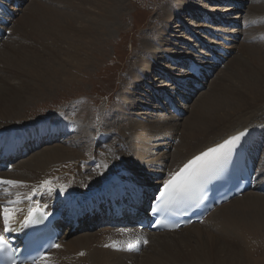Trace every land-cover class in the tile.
Segmentation results:
<instances>
[{"label": "bare ground", "instance_id": "1", "mask_svg": "<svg viewBox=\"0 0 264 264\" xmlns=\"http://www.w3.org/2000/svg\"><path fill=\"white\" fill-rule=\"evenodd\" d=\"M24 1L26 0H13L9 6V10L12 12V18L20 11V4ZM172 1L174 2L175 8L172 9L166 6L163 8V24L161 28L156 30V37L153 41H142L144 51L142 50L140 56L137 57L136 67L130 70L132 92L125 93V96L118 103L117 109L119 108V110L115 111L117 116L122 117V123L132 124L136 122L133 118L135 115H146V112L141 113L140 111L149 105L148 103L144 104L143 101L139 102L134 100L133 95L137 91L145 92V95L141 97L143 100L147 99L146 95L148 94V90L151 91L152 97L149 100L153 102V106L155 105L154 99L156 96L163 99L164 93L166 92L165 89L173 92H168L171 94L169 97L183 96L181 94H194L193 90H190L193 86L189 85L190 87L188 88L185 87V83H180V85L177 83V80L182 78L181 80L184 81L188 77L184 73L185 71L183 72L182 70L184 68L182 63L187 62L188 64L191 60H198L203 64L206 62L205 57L207 56L206 54L196 55L194 52L186 53L181 45L179 47L173 40L166 39V37H170L168 35L170 32L167 31L168 28L166 25H169L168 23L172 19H177L181 23H188L189 20L185 17H204L208 21L204 20L205 23L203 26L197 27L205 29V31L211 30L213 37H217L220 41H231L229 36H238L237 33V35H234L235 33L233 34L231 32L228 34V37L223 36V34H220L224 33L223 31H219L217 28L212 29L209 26L220 22H224L226 25L234 24L235 22L233 20L237 17L231 16L230 18L219 19L218 14H216V11L220 10L218 8L209 13V11L202 9V7L190 3L189 0ZM220 1L224 3H235L233 5L238 6V8H231V12L234 9L237 12H241L245 8L248 0H218V3ZM14 2H17L18 7L14 6ZM83 2L81 4L86 3ZM123 2L124 0H90V14L88 12L86 13V10L80 4V7L69 6L72 10L69 14L64 13L65 11L61 12L51 9V7L49 11L46 9L47 12L44 14L39 10L41 5H38L36 0L34 1V5H31L29 7L30 9L28 8L26 10L27 15L19 19L14 28L22 39V46L16 49L9 48L0 55V73H7L6 68H4L5 65L12 69L17 68L16 70H11L10 73L8 72L14 77V80H12L14 88L8 85L7 77L4 79L0 76V89H2V91L0 90V149L2 151L13 147L17 138L25 139L34 137V140H36V137L46 132L52 136L58 131V128L55 126H49L44 130L38 126L39 123L27 126L22 122L14 120L16 119L18 111L22 108L21 102L24 104L22 98H18L19 92H25L29 88V85L42 84L48 80L47 74L44 71L45 64L47 63L54 68V73L59 75L61 73H67L61 67L64 63L78 68L83 67V65L88 66L87 63L90 62V57L92 56L90 51L95 49L93 48L94 45L91 40L95 41L97 39L96 34L100 33L106 35L108 38V33L117 28V23H119V17L121 16L120 8H122ZM259 2H264V0H255V4H259ZM76 8L86 13H84L86 15L84 18L87 21H83V16L81 18L75 16L77 15V13L75 14ZM226 11L229 12V10ZM38 12H40V15L41 12L46 15V17L43 15L46 18L43 22L47 21V24L44 23L45 25L49 26L53 22L54 25L56 24L57 26L65 28L64 32L66 31V34L71 35V38L73 36L70 44L67 41L69 38L64 40L67 42L65 45L68 46H66L65 50H63V44L59 47L60 49L58 48V51L62 50L65 54L63 58L55 54L45 58L40 51L38 52L37 48L34 49L31 46L26 47L27 29H35L34 27L39 26L40 15L38 16ZM12 18L9 21V26ZM252 22L251 25L255 26ZM176 25L173 28H177ZM47 26L46 29L49 32L50 38V36H53L54 30L50 26L49 30ZM259 26L261 27V25ZM260 27L256 29L259 32L256 35L257 37L264 34L263 28ZM196 36L199 39L204 38L198 34ZM256 36H254L255 38H250L249 36L247 38L244 35L243 40H248L249 42V40L256 39ZM5 39L6 37L0 40V44ZM184 40L187 41V39ZM212 40H206L205 45L217 46L222 44V42L218 44ZM180 41L183 42L182 40ZM54 43L57 44L56 41ZM223 48L227 50L226 62L229 57L235 55V48L231 45L223 46ZM236 56L235 58H230L231 64L234 67L233 73L222 72L223 77L228 74L226 76L227 80L218 89L216 88L217 93H213L214 95H211V98L203 99L202 103H205L204 105H196L192 110L193 112L191 111V118L185 122L186 124L184 123L185 125H183L180 136H176L178 124H168L165 119L164 121L157 122L159 123L158 127L147 129L148 131H146L143 138L138 136L141 132L139 128H134L133 132L129 130V135L130 133L132 134L129 143H126L127 141L125 142V138L127 137H125V131L123 135H118V133L113 131L109 136L116 135L118 140L110 139L106 135L107 144L104 143L105 141H97L98 144L94 148V141L90 143V147L92 146L94 148V153L93 158L90 157L93 161L89 163V168L80 166V162L85 163L87 158H81L82 150L78 149L80 146L74 145L75 139L72 138V141L69 140L68 142L69 146L64 144L63 147L46 149L44 153L34 156L35 158L31 160L30 164L23 163L21 165L22 168L18 171L16 169L13 174L0 173V181L20 182L15 185L0 183V201L7 204L5 206L8 208L15 209L16 215L14 218L18 220L23 216L27 208L28 197L30 196L35 197V207H47L48 212L54 211L56 213L61 211L66 206L64 204L65 201L66 203L72 204L71 206L79 208L83 199L105 189L109 185L133 183L134 181L140 185H148L146 182L152 180V177L156 179V177L158 178L166 174L165 172H167V176H165L167 178L188 159L203 152L207 148L215 146L228 136L239 132H249L251 136H258L261 146L257 142H253L249 146V149L252 151L262 150L261 154H263L264 35L261 40H256L254 44L241 45ZM163 63L165 65H162ZM168 64H176V66L169 68V66H166ZM206 64L210 65L207 62ZM160 66L162 67L160 68ZM208 68V74L205 78L210 76L213 69L216 68V65H211ZM181 70L182 74L178 76L175 72ZM161 75L170 85L164 84L158 88L152 87L153 84L151 82L155 80V77ZM15 78L17 79V88L14 86ZM12 81H10V84ZM200 83L202 87L204 83ZM185 97L187 100L188 96L185 95ZM172 100L176 99L173 98ZM159 103L164 106L163 100L159 101ZM133 112L138 113L134 115L132 114ZM165 113L172 114L167 107ZM169 120L176 121V119L171 118ZM149 121L146 120V122ZM106 127H110L109 129H111L115 127V124ZM77 129L76 126L68 127L62 130V133L64 135H70L76 132ZM85 131L82 130L81 135L78 136L80 140L85 138ZM151 134H155V137H161L167 142L171 140L175 141L179 137L178 143L172 148L173 154L171 155V160H169V166H167L166 170L163 168V163L158 159V155L152 156L148 152V147H154V145L149 143L150 141L148 139L151 137ZM94 136L96 138V134ZM174 136L176 138H173ZM42 142L44 143L43 140ZM169 144L171 143L169 142ZM40 145L41 143L38 147H35L37 145H29L28 153L36 150ZM87 145H83L86 146L84 154H86ZM159 146L162 145H157V147ZM166 147L168 148V146ZM166 147L163 146V149H167ZM70 148H75L76 150L74 151ZM146 156H149L147 163L144 160ZM142 166L152 167L156 172L149 169H141ZM259 176H262L263 179L256 186V179ZM159 182L156 180L154 181L155 184L151 182L149 185L155 187L159 185ZM254 188L257 191L256 193L254 191L252 192ZM252 190L249 191L250 193L245 192L242 196L234 198L228 203L215 208L198 224H192L174 233L150 234L149 242L144 249L147 254L143 257L144 259L141 258L143 259L142 264H213L212 262L215 264H234L237 261L239 263V260L244 259V257L252 256L257 250L261 251L264 248V168L256 170ZM9 201L13 203H9ZM96 220L97 217L92 219L84 218L79 221L80 226L78 229L72 230L71 227H68V229L65 228L63 236L57 244L59 247H56V251L50 252L52 256L50 257L49 264H141V260L139 261L138 258L144 251L140 255L130 256L101 249L100 245L102 244L100 243L104 236L98 238L99 232L96 231V223H94ZM205 224H209V226L205 227L207 228L206 230L199 229L200 225L203 226ZM90 228L94 229L92 231L95 233L85 234L76 239L70 237L72 231L74 233L79 232V230H91ZM171 246L174 248V254L171 253ZM150 247L154 251L153 255L150 253ZM187 247L191 248L192 251L188 252ZM58 248L60 249L59 251L57 250ZM161 248H163V251ZM169 257H173L174 259L182 258L185 259V262H180V260L171 261ZM187 258L192 259L186 260ZM262 260L264 261V259ZM186 261L190 262L186 263Z\"/></svg>", "mask_w": 264, "mask_h": 264}, {"label": "rangeland", "instance_id": "2", "mask_svg": "<svg viewBox=\"0 0 264 264\" xmlns=\"http://www.w3.org/2000/svg\"><path fill=\"white\" fill-rule=\"evenodd\" d=\"M34 1L35 0H26L24 2H21L20 11H18L19 14L17 13L12 18V21L10 22V26L7 28V30L10 31L9 35L6 36L7 38L3 40L2 43L0 44V55L6 52L9 48L16 49L22 46V39L20 35L16 33L14 28L17 25L19 19L27 15L26 10L31 5H34ZM81 1L82 2L84 1L83 3L85 2L86 3L81 4L82 3ZM36 2L38 5H41V8H39V10L42 11L44 14L47 11H49L50 7L51 9L61 11V12L65 11L64 13L69 14L72 12V10L69 8V6L71 7V5L75 7L81 6L83 9L86 10L85 11L86 13L90 12V0H77L78 3L76 2V0H69V1L67 0H36ZM189 2L192 4H195L198 7H202V9L209 11V13H211V11H215L217 8L220 9L219 11L221 12L216 11L217 12L216 14H218L219 19L220 18L221 19L230 18L231 16L237 17L233 20L235 22L234 26L239 27L240 25L241 27L242 26L244 27L245 25H248L249 23H250L249 24L250 26H248L246 29V28H229L228 25H224L221 27V26H218L219 23L209 25L212 29L217 28L219 31H223L226 37H228V34L230 32L233 34L235 33L234 35L238 34V36H232V35L229 36L231 40L230 42H232L233 40L232 44L230 45L235 48L234 50L235 55L229 57L222 66L220 67L216 66V68H214L212 71V75L210 74L208 78H205L206 81L203 82L204 83L202 86L203 88L194 92L193 95L181 94L184 97L183 96H174V97L172 96L171 97L172 99L173 98L176 99L174 100L175 106L182 112L183 114L182 117L179 118L174 113L172 114L165 113V106L159 103V101L162 100V98L159 96H156V98L154 99L155 105L153 106V102L149 100V98L152 97V93L149 90H148V94L146 95L147 99H144V100L141 97L142 95L143 96L145 95V92L142 93L140 91H137L135 95H133V98L135 101H139V102L143 101L144 104L148 103V105L150 106V107L149 106L145 107L144 110L140 111L141 113L146 112L145 116L135 115L138 112L132 113L135 115V117H133L136 120L135 123L134 122L132 124L126 123V122L122 123L121 122L122 117L117 116V114L115 113L116 110H119V108L117 109V106L119 105L118 103H120L121 98L125 96V93L130 92L132 89L131 87L132 80H131V76L129 73H130V70H132L137 65V62H136L137 57L140 56V53L143 50L142 41H145V40L153 41L155 39L156 30L160 29L163 24V8L165 6L170 7L172 9L175 8L174 2L172 0H124L122 8H120L121 16L119 17L120 20H119V23H117L118 24L117 28L114 30L112 29L113 31H110L108 33L109 35L108 38L106 37V35H103L100 33V34H96L97 39L95 41L91 40V42H93V45H94L93 48L95 49L90 51L92 53V56L90 57V62L87 63L88 66L83 65V67L81 66L78 68V67H71V65L69 66L68 64L64 63V65H62L61 67L65 70L63 71L67 73H64V74L61 73L59 75L57 73H54V68L47 63L45 64L44 71L47 74L48 80L44 81V83L42 84H33L35 88L33 87V85L32 86L29 85V88L25 90L26 93L22 91L19 92L20 94L18 95V98H22V101H24L25 105L23 104V102H21L22 108L18 111L16 119H14L17 122H22L26 124L27 126L29 125L32 126L33 124H36L38 122H41V123H45V122L57 123L58 121H61L60 123L68 122L69 125H71L70 127L76 126V128H78L77 130H80V131L77 132L76 130V132L70 134L66 142H61V143L57 141L54 142L52 141V139H51V144L42 145L45 142L44 143L41 142V145L38 149L31 151L28 154V156H26L25 158L16 160V163L11 164V167L8 172H2V173L13 174L16 171V169L18 171L20 168H22L21 165L23 163L30 164L31 160L32 159L34 160L35 158L34 156H37L40 153L41 154L44 153V151H46V149H49V148L63 147L64 144L68 145L69 140L72 141V138L75 139L74 145L80 146V148L78 149L82 150L81 158H84V159L87 158L85 163L80 162V166L82 167L85 166L84 168H89V161H91L90 157L93 158L94 148L98 144L97 140L101 139V137L105 138L104 140L105 142L104 141L103 142L107 144L106 135L109 136L110 133L113 131L118 133V135H121V134L123 135V132L125 131V137L127 136L126 137L127 139L124 137L125 142L127 141L126 143H129L130 137L132 136L131 133L129 135V130L133 132L134 128H139L141 132L138 134V136L143 138L146 131H148L147 129L158 127L159 123L157 122L164 121L165 119L167 120L168 124H173V123L178 124V129L176 130V136H180L181 130L183 129V125H185L186 124L185 122H187V120L191 118V115L193 112L192 110L196 107V105H202V104L204 105L205 103H202L203 99L211 98L212 97L211 95H214L213 93L216 92V88L218 89L219 86L225 83V81L227 80L226 76L228 74H226V76L223 77L222 72L226 71L227 73H233L234 67H233V64H231V59L237 57L236 55L238 53V49L241 48V45L243 44L250 45V44L255 43L256 41L255 39L249 40V42L248 40L246 41L243 40L244 35L247 36V38L248 36L251 38V37L258 35L259 32H257L256 29L260 27L259 25H261V27L264 30V2H259V4H255V0H248L245 4V8L242 9L241 12H237V10L235 9L234 11L231 12L230 9L235 8V6L233 5L235 3L223 4L224 2L222 1H220L221 3L220 2L218 3V0H189ZM226 10H229V12H227ZM78 11L79 9L76 8L75 14L77 13V15L75 14L74 15L76 17L78 16L79 18L83 16L82 17V19H84L83 21H87V19L84 18L86 16L84 15L85 12L83 13L82 11H79V12ZM42 12H41V15H40V12H38L39 13L38 16L39 15L41 16V17L39 16V23H38L39 26L34 27L35 29H27L26 31L27 32L26 41L28 45V46L26 45V47L31 46V47H34V49L37 48L38 52L40 51L44 55L45 58L50 57L53 54L57 55L60 58H63L65 54L63 53L62 50L58 51V48L61 47V45L63 44L64 46L63 50H65L67 46L65 44L67 42L64 40L69 38V40L67 41H69L68 44H70V41L73 38V36L71 38V35H69L68 33L67 35L66 31L64 32L65 28H62V26H57L56 24L54 25V23L51 22V25L49 26L52 28V30H54V32H53V36H50L49 38V32L46 29L47 25H45L47 24V21L43 22V20L44 21L46 20V18H44L46 17V15L42 14ZM185 18L189 20L188 23H181L177 19H172L168 23L169 25H166L168 28L167 31L170 32V34H168L170 37H166V39L173 40L175 44H177L179 47L181 45V47L185 49L186 53L194 52L196 55H199V51H200L201 52L200 54H206V50H205V53H203V45H205L206 40H212L211 39L212 37L208 34V31H205V29H201L200 27H197V26H203L204 22L202 21V19L204 17L192 18L191 16H188ZM251 22L255 26H251ZM175 25L177 28H173L175 27ZM49 26L47 27L50 30ZM196 34L203 36L205 39L204 38L199 39L196 36ZM260 36H258L259 38L256 36L257 37L256 39L258 41L262 39V36L261 38ZM62 38H65V39H62ZM183 39H187V41L185 40L183 41ZM234 39H237V40L234 41ZM180 40H182L183 42H181ZM55 41L57 42V44L54 43ZM215 42H217L218 44L221 43L220 40L215 41ZM162 65H165V63H163ZM166 66H169V68H172L176 66V64H168ZM161 67L162 66H160V68ZM4 68H6L7 73L5 74L0 73V76H2L4 79H6L5 77H7L6 80H7L8 85L14 88L12 85L13 83L12 80H14V77H12L9 73L11 70L13 69L16 70L17 68L12 69L8 67L7 65H5ZM182 70L179 72L177 71L175 73L178 76H181ZM9 76L11 77L9 78ZM66 78H68L67 79L68 81L64 80ZM154 79L155 80L151 82L153 84L152 87L154 88L161 87L164 84L170 85V83L164 80L162 75L155 77ZM10 81H12L11 84H10ZM16 83H17V79L15 78V81H14L15 88H17L18 86V84ZM169 87L171 88V86ZM0 90L2 91V89ZM165 90L166 92L164 93V96L165 95L170 96L171 95L170 93H173L172 91L170 92V90H167V89ZM185 95L188 96L187 100H186ZM181 97L183 98L184 102H182V100H179V98ZM167 118L176 119V121L175 122L171 120L168 121ZM146 120L147 121L150 120V121L146 122ZM114 124H115L114 128L109 129L110 127H106V126H111ZM82 130L83 131L86 130L85 131L86 133L84 136L85 138H82L80 140L78 136L81 135ZM95 134H96L97 140L96 138H94ZM176 136H174L173 138H176ZM109 137L110 139H113L115 141L118 140V137H116V135H112ZM154 137H155V134H151V137L148 138L150 141L149 143L151 145H154L153 148H149V147L147 148L148 152L152 156L158 155V159H160V162L163 163V168L164 170H166L167 166H169V160H171V155L173 154L172 148L176 145V143H178L179 137L175 141L174 140L169 141L171 144H169V142L165 141L161 137H155V138ZM151 140H154V141L151 142ZM91 142L94 143L93 144V147L95 146L94 148L92 146L90 147ZM84 144H88L86 154H84V150L86 148V146H83ZM157 145H162V146L157 147ZM163 146L165 147L168 146V148L166 147L167 149L164 150ZM70 149L74 151L76 150L75 148L74 149L70 148ZM261 155H262V160L260 162V169L264 168V152ZM148 159H149V156H146V158L144 159L145 163H147ZM143 168L145 170L149 169L153 172H156L154 171L152 167L142 166L141 169ZM153 179L154 178L152 177V180L148 181L147 183L152 182L153 184H155ZM253 191L255 193L257 192L256 190H252V192ZM247 193H250V192H247ZM207 226H209V224H205L203 226L200 225L199 229L206 230L207 228L205 227ZM90 229L91 230L85 229L86 233L83 230H80L79 232H74V233L71 232L70 237H74V239H76V238H80L84 236L85 234L95 233L94 231H92L94 229L92 228ZM104 234H106V232ZM103 236L104 235H101L100 232L98 233V238L99 237L101 238ZM187 249H188V252L192 251V249L189 247H187ZM57 250L59 251L60 249L58 248ZM151 250L152 249L150 247V253L151 255H153L154 251L153 250L151 251ZM161 250L163 251V248H161ZM171 250H172L171 253L174 254L175 251L172 246H171ZM146 254L147 253L144 251L142 252V255L138 258L139 261L141 260L140 261L141 264H142V260L144 259L143 257L146 256ZM51 256L52 254L47 255L46 259L50 260ZM166 258L168 259V257ZM46 259L41 264H45V262L47 261ZM189 259H192V258H187L186 260H189ZM262 259H264V248L261 249V251L260 250L255 251L252 256L250 255V256L244 257V259L239 260V263L237 261L234 264H253V262H255L254 264H262V263L264 264V261ZM169 260L171 261L180 260V262H185L184 261L185 259H182V258L174 259L173 257L172 258L169 257ZM258 261L259 262L261 261L262 263L261 262L259 263ZM187 262H190V261H186V263ZM212 263L215 264L214 262ZM224 264H227V263H224Z\"/></svg>", "mask_w": 264, "mask_h": 264}, {"label": "snow or ice", "instance_id": "3", "mask_svg": "<svg viewBox=\"0 0 264 264\" xmlns=\"http://www.w3.org/2000/svg\"><path fill=\"white\" fill-rule=\"evenodd\" d=\"M244 133H239L224 140L223 143L210 147L199 155L194 156L177 172H173L169 179L163 184L161 197H167L169 200H178L186 196L194 195L199 188L230 158L234 149L239 145ZM0 183L15 185L18 181H0ZM9 203H13L9 201ZM2 207L0 218L3 221V231L11 232V223L16 215L15 209L7 206ZM35 212L29 210L22 222L24 227L29 224L39 223ZM147 243V240L144 241ZM3 242L0 241V248H3ZM59 247V245H53ZM14 264V262H13ZM35 264V261L33 262Z\"/></svg>", "mask_w": 264, "mask_h": 264}]
</instances>
